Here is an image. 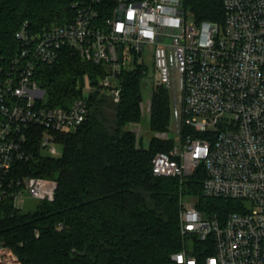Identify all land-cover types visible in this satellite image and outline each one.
<instances>
[{
  "label": "built area",
  "instance_id": "1",
  "mask_svg": "<svg viewBox=\"0 0 264 264\" xmlns=\"http://www.w3.org/2000/svg\"><path fill=\"white\" fill-rule=\"evenodd\" d=\"M182 3L84 0L66 25L33 34L25 23L16 32L15 57L0 56V204L22 210L27 198L52 202L56 181L15 174L33 159L31 132L40 131L43 151L57 155L58 136L87 121L98 87L118 103L121 72L135 56L152 59L172 100L170 130L156 134L172 148L154 156L153 174L184 181L203 171L206 198L238 203L206 214L183 201L182 234L202 249L185 247L174 264H264V0H223L222 23L195 21ZM65 48L107 72L98 87L84 80L83 96L68 108H51L35 73ZM143 112L149 116L150 106ZM18 261L0 245V264Z\"/></svg>",
  "mask_w": 264,
  "mask_h": 264
},
{
  "label": "trees",
  "instance_id": "2",
  "mask_svg": "<svg viewBox=\"0 0 264 264\" xmlns=\"http://www.w3.org/2000/svg\"><path fill=\"white\" fill-rule=\"evenodd\" d=\"M82 1L0 0V56L13 60L15 35L25 23L33 34L66 25ZM182 5L197 22L224 19L223 0H183ZM106 72L65 48L53 64L38 65L35 79L48 107L68 108L83 96L84 80L98 87ZM147 76L143 62L124 69L121 98L109 114L102 108L112 97L99 86L89 98L87 121L58 136L60 157L44 154L41 132H31L27 149L33 159L20 162L15 174L56 181L58 189L52 202H40L34 211L0 204V245L13 251L18 264H174L173 256L188 246L181 228L183 201L196 202L206 214L237 210L236 201L204 196L203 171L184 181L153 174L154 156L172 148L156 137L170 130L172 100L157 82L150 99L152 136L144 148L141 131L129 127L143 121Z\"/></svg>",
  "mask_w": 264,
  "mask_h": 264
},
{
  "label": "rangeland",
  "instance_id": "3",
  "mask_svg": "<svg viewBox=\"0 0 264 264\" xmlns=\"http://www.w3.org/2000/svg\"><path fill=\"white\" fill-rule=\"evenodd\" d=\"M127 57H129V61L127 63V65H129L132 62L133 56H129L127 55ZM137 61L138 64H140L142 62V58L135 56L134 61L132 64L129 65V68L133 67L134 62ZM144 63V62H143ZM152 59L148 60V64L145 62L144 64L148 67V76L144 81L145 87H144V101H143V107L148 108L150 106L151 103V91L154 88L155 85H157V78H156V74L153 68V64H152ZM86 97V94L84 95ZM87 97H89L87 95ZM111 98V100L109 102H106L103 104V110L106 113H112L114 111V104L116 103L114 100ZM131 130L136 131L137 133L139 131L140 134H142L141 136L143 137V145L144 148H148L149 143H150V138L152 136L150 130H149V116L144 114L143 117V121L141 124L137 125V126H130L129 127ZM58 149V154L55 155L54 157H60L63 154V147L62 146H57ZM44 154L47 155V152L45 151ZM40 203V201L35 200V199H31V198H27L26 202H25V206H24V211L28 212V211H34L37 207V205ZM187 247L188 249L191 248L194 245V241L192 239L187 240Z\"/></svg>",
  "mask_w": 264,
  "mask_h": 264
},
{
  "label": "clouds",
  "instance_id": "4",
  "mask_svg": "<svg viewBox=\"0 0 264 264\" xmlns=\"http://www.w3.org/2000/svg\"><path fill=\"white\" fill-rule=\"evenodd\" d=\"M213 264H214V262H213Z\"/></svg>",
  "mask_w": 264,
  "mask_h": 264
}]
</instances>
